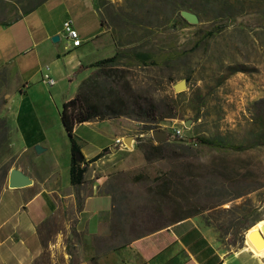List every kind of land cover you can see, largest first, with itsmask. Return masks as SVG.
Instances as JSON below:
<instances>
[{
  "label": "rangeland",
  "instance_id": "1",
  "mask_svg": "<svg viewBox=\"0 0 264 264\" xmlns=\"http://www.w3.org/2000/svg\"><path fill=\"white\" fill-rule=\"evenodd\" d=\"M101 5L114 49L102 48L93 58L116 57L91 68L86 91L93 101L121 99L118 109L122 115L99 120L108 122L100 126L95 122L98 119L80 125L74 138L80 150L91 155L113 140V125L119 137L132 138V144L125 143L126 149L88 166L86 175L93 184L102 182L99 191L112 196L113 219L124 223L119 229L129 240L196 211L200 214L190 218L216 232L220 250L239 251L248 241V233L262 232L264 226V145H257L264 140V0H252L238 11L231 9L236 12L234 18L219 14L203 0H101ZM89 7L88 2H81L78 8L85 14L81 12L78 19L70 14L61 17L64 22L72 21L80 38L83 31L93 33L100 28L99 22L91 21L93 8ZM183 10L196 14L198 23L186 22L180 14ZM58 22L59 18L51 20L49 27L55 26L57 33L48 42L52 44V37L58 36L56 44L62 47L66 44L64 22ZM82 23L87 25L81 31ZM14 28L26 36L25 23ZM211 30L213 35L208 36ZM0 35H6L1 27ZM9 52H5L6 61L11 56L18 60L31 56L28 51L15 56ZM180 82L182 87L176 89ZM13 84L0 70V191L7 185L10 170L21 165L35 170L46 187L55 180L69 185L70 141L60 121V108L50 109L43 103L50 113L40 121L20 115L18 123L25 128L20 136L7 119L11 111L7 95L12 94ZM149 105L161 121L141 117ZM176 128L182 129L181 138L173 135ZM155 130L167 133L168 140L161 142V158L146 161L142 146ZM194 138L245 149L220 151ZM24 145L30 148L27 153H22ZM35 146L42 151L36 152ZM163 181L168 182L165 195L160 193ZM105 201L93 203L104 209ZM99 207L94 204L101 210ZM66 215L65 211L52 216L41 228L44 253L38 264H51L49 244L56 234L61 251L72 253L78 244L83 252L84 236L74 229L65 234ZM89 216H80L81 226L89 224ZM256 251L264 256V248ZM90 263L98 264L95 258Z\"/></svg>",
  "mask_w": 264,
  "mask_h": 264
},
{
  "label": "crops",
  "instance_id": "2",
  "mask_svg": "<svg viewBox=\"0 0 264 264\" xmlns=\"http://www.w3.org/2000/svg\"><path fill=\"white\" fill-rule=\"evenodd\" d=\"M84 1L88 2L89 8H93L91 21L95 24L99 22L100 28L93 33L83 31L82 38L78 33L81 39L78 47H72L66 39V44L58 46L59 37L58 41L50 44L48 38L57 33L55 26L49 27L51 20L59 18L58 23L62 24L66 19L61 17L68 14L78 19L83 12L78 6ZM103 20L101 0H3L0 27L6 35H0V70L8 74L14 83L12 94L7 95V106L11 109L7 119L12 131L23 136L25 128L24 124L18 123L20 115H32L39 121L44 119L50 112L43 108V103L50 109H61L65 102L75 96L79 84L90 74L89 66L100 60L94 59L93 53L105 47L114 49ZM18 23L27 25L25 37L19 29L14 28ZM85 25L87 23L79 25V30L82 31ZM7 50L12 51L13 56L16 52L24 54L27 51L31 56L20 60L11 56L6 61L4 55ZM42 69H46L45 73L54 80L52 86L44 82L42 76L38 77V74L43 75ZM13 106H16L15 111ZM95 122L97 126L108 124L106 121ZM80 125L75 127L74 133ZM111 128L116 135L110 143L98 147L91 155L80 150L85 162L107 150L101 158L88 163L87 170L91 164L97 161L102 163L104 157L122 151L114 146V140L119 135L113 125ZM99 131L103 133L102 128ZM29 149L28 145H24L22 153H27ZM15 168L32 183L21 188L5 185L0 191V264H38L44 253L41 228L52 216L65 211L68 212L67 219L63 221L65 234L72 229L82 234L85 247L83 252L78 250V244H75L72 253L61 251L60 239L56 234L54 242L49 244L51 264H91L90 259L93 258L98 264H264L262 252H257L248 241L237 252L220 250L216 232L195 218L184 219L129 240L123 229H119L123 228L124 223L113 219L112 196L99 191L102 182H90L92 178L86 175L87 170L83 183L78 187L70 184L62 186L57 180L46 187L38 173L28 165ZM97 199L106 200L104 209L93 203ZM94 204L101 210L94 208ZM88 213L89 224L87 222L81 226L80 216ZM62 249H65V245H62Z\"/></svg>",
  "mask_w": 264,
  "mask_h": 264
},
{
  "label": "trees",
  "instance_id": "3",
  "mask_svg": "<svg viewBox=\"0 0 264 264\" xmlns=\"http://www.w3.org/2000/svg\"><path fill=\"white\" fill-rule=\"evenodd\" d=\"M205 5H213L217 8L219 14L226 15L227 17L234 18V14L236 12H230L231 9L234 11H238L240 7L245 5L246 3L252 2V0H203ZM189 10V9H188ZM231 13V14H230ZM219 28H223V26H219ZM213 30L208 32V36L213 35ZM115 55L103 59L101 61L95 62L91 64L89 67H99L101 64L111 63L115 60ZM79 71V69H78ZM89 80L84 79L77 89L75 96L65 102L59 112V117L61 124L66 132L69 141H70V185L71 186H79L83 183L84 174L87 170L88 163L94 162L101 158L104 154L107 153V150L102 151V153L96 155L92 159L87 162H84L83 158L81 157L80 160L76 159L77 155L81 156L80 148L74 138V129L77 125H80L85 122H90L95 119L98 120H105L107 118H116L122 115V111L118 109L119 105H121V99L116 100L111 98L108 102L102 101H93L91 98L88 97L87 88H89ZM149 111L145 112L143 116L149 119L150 122L152 121H161L157 114L156 109L153 106L149 105ZM264 138V137H262ZM194 140L201 144L206 145L212 148H216L220 151H231V152H242L244 151V147L241 145H232V144H225L222 141H209L204 138H194ZM259 144L257 145H264V140H259ZM163 143H159L157 145L153 144L151 138L147 140V142L142 146V153L143 157L146 161H151L157 158H161L163 155ZM169 181V180H167ZM167 181H163L161 183V194L165 195L166 188H167ZM200 212L194 211L192 214L179 217L173 223L190 218L192 215H199ZM38 233H40V228H38Z\"/></svg>",
  "mask_w": 264,
  "mask_h": 264
},
{
  "label": "water",
  "instance_id": "4",
  "mask_svg": "<svg viewBox=\"0 0 264 264\" xmlns=\"http://www.w3.org/2000/svg\"><path fill=\"white\" fill-rule=\"evenodd\" d=\"M180 14H181V17L186 22H188L190 24H197L198 23V17L196 16V14H194L190 11H186V10L181 11ZM58 40H59L58 36H54L52 38V41H54V42H56ZM182 85H183V82L178 83L176 85V89H180L182 87ZM185 125L189 126L190 121H187ZM151 138L155 144H159L161 142H165L168 140V134L165 132L155 130V131L151 132ZM124 142L128 145H131L132 144V138L127 137V138H125ZM35 150H36V152L39 153L42 151V148H40L39 146H35ZM81 157L82 156L77 155L76 159L80 160ZM18 171H20V170H18V169L10 170L9 175H8V179H7V186L9 188H21V187L27 186V185L32 183V181L26 175H24L21 171H20L21 175H18ZM256 236L261 240L262 243H264V239H263L262 235L259 234L258 232L252 234L251 238L253 241L254 240L257 241Z\"/></svg>",
  "mask_w": 264,
  "mask_h": 264
},
{
  "label": "built area",
  "instance_id": "5",
  "mask_svg": "<svg viewBox=\"0 0 264 264\" xmlns=\"http://www.w3.org/2000/svg\"><path fill=\"white\" fill-rule=\"evenodd\" d=\"M63 30L65 31V39L71 43L72 47H78L81 45V39L79 38L78 32L74 29L72 21H65L63 23ZM43 81L52 86L54 84V80L50 78L48 73L43 74ZM173 135L176 138L182 137V129L176 128L173 130ZM114 146L119 150H124L127 148L124 138L118 137L114 140Z\"/></svg>",
  "mask_w": 264,
  "mask_h": 264
},
{
  "label": "bare ground",
  "instance_id": "6",
  "mask_svg": "<svg viewBox=\"0 0 264 264\" xmlns=\"http://www.w3.org/2000/svg\"><path fill=\"white\" fill-rule=\"evenodd\" d=\"M18 175H21V173H19L18 172ZM261 230H262V232H258V231H256V230H251L249 233H248V236H247V239H248V241L251 243V245H252V247L254 248V249H257V250H260V249H262V248H264V243H262L261 242V240L256 236V238H257V241H253L252 240V234H254V233H256V232H258L259 234H263V239H264V226L261 228Z\"/></svg>",
  "mask_w": 264,
  "mask_h": 264
}]
</instances>
